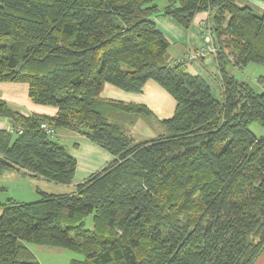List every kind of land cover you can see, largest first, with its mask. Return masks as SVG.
<instances>
[{
    "label": "trees",
    "instance_id": "trees-1",
    "mask_svg": "<svg viewBox=\"0 0 264 264\" xmlns=\"http://www.w3.org/2000/svg\"><path fill=\"white\" fill-rule=\"evenodd\" d=\"M201 11L220 99L169 59L153 19L189 27ZM252 62L264 64V9L238 0H0V81L27 83L32 102L57 108L26 114L0 98V117L22 128H0V174L74 182L77 158L43 123L112 155L73 192L0 203V264H40L27 243L84 255L70 264H254L264 250V134L251 124L264 128V90L231 69ZM150 79L176 109L160 119L167 132L137 142L103 106L132 114V124L151 109L100 96L108 83L140 93Z\"/></svg>",
    "mask_w": 264,
    "mask_h": 264
},
{
    "label": "crops",
    "instance_id": "crops-1",
    "mask_svg": "<svg viewBox=\"0 0 264 264\" xmlns=\"http://www.w3.org/2000/svg\"><path fill=\"white\" fill-rule=\"evenodd\" d=\"M243 1H245L246 4H249L252 7H257L259 9L257 13H262L264 9V2L257 0ZM238 3H240V0H238ZM166 4L167 3L163 4V8L166 6ZM208 18V11L198 12L189 27H184L182 24H180L170 16H155L153 18L157 26L161 29V31L170 41L168 53L169 59L172 62L176 57L185 55V53H187L190 49L204 47L207 44L203 25L204 23H206ZM248 66L249 64L246 65L244 68H238L233 66L231 67V69L233 73L235 71H239V73L242 74L245 72ZM186 67L187 70L192 72V74L202 76L210 85L213 95L219 99L221 98V76L216 56L213 52L207 53L203 58L194 59L192 61L187 62ZM258 68L260 74L257 78V83L259 84L261 89L264 90V81L260 79V77L264 75V64L262 67ZM246 81L250 82L252 80L246 79ZM101 95L103 98L105 96L107 99L117 100L126 104L132 103L146 105L151 109L152 113L158 116L159 120L171 117L176 109L175 98L165 88L160 86L156 81L152 79L146 82L143 91L140 93L126 92L108 83L106 84ZM18 109H20L19 111L26 114L39 113L53 115L57 112V108L55 110L51 109L50 111H47L31 110L28 107L21 109L19 106ZM143 119L144 118L141 117L137 118V124H139ZM8 121V118L0 117V128H9L11 124L8 123ZM145 122L146 121H143V123ZM56 132L57 136L59 137H74L76 139L73 144L74 150L72 152V154L78 159V167L73 182L74 184L76 183L77 185L79 181L81 182V179L83 181L92 173L105 167V165L112 160V155L108 151L82 137L79 133L75 131L67 128H60ZM51 182L53 181H50L44 178L43 176L25 174L21 170H7L0 174V199H10L11 195L9 194V190H16L17 194H19V197L15 199H17L18 201H36L41 197L38 189L40 188L43 191L49 193L50 190L48 189H50V184H53ZM42 184H46L45 188L40 186ZM28 246L34 252L40 264H70L72 260H82L76 255L69 253L67 251L69 249L56 246L46 247V245L43 246L40 244H36L33 247H31V245ZM254 264H264V250L257 257Z\"/></svg>",
    "mask_w": 264,
    "mask_h": 264
},
{
    "label": "rangeland",
    "instance_id": "rangeland-1",
    "mask_svg": "<svg viewBox=\"0 0 264 264\" xmlns=\"http://www.w3.org/2000/svg\"><path fill=\"white\" fill-rule=\"evenodd\" d=\"M261 1V0H257ZM158 3L161 8H163V4L167 3V0H158ZM240 4H246L245 1L240 0ZM256 12L259 11L257 7H253ZM262 14V13H261ZM263 64L259 63H249L248 68L245 70L244 73H239V71H235L234 73L236 76L242 80L251 79V84L255 86V88L259 91H262L261 87L257 83V78L259 77V68L262 67ZM189 71V70H188ZM190 72V71H189ZM192 73V72H191ZM248 75V76H246ZM255 78V79H254ZM104 102H118L117 100H111L107 99L105 96L104 98L102 95L100 96ZM0 98L7 100L11 108L15 110H20L18 107L20 106L21 109L24 108H30L31 110H47L50 111L51 109L55 110V106H45L42 104H37L31 101V99L28 96V84L24 82H12V81H0ZM105 103H103L104 105ZM40 107H46V108H40ZM29 112V111H27ZM103 112L105 116L108 118V120L118 123L120 126H122L125 130H127L135 139V141H143L146 139H151L155 137L158 134H161L163 132H167L165 126L161 124L160 120L158 119V116L152 113L151 116L148 115H140L141 118H144L139 124L135 122L134 124L131 123V118L134 116L128 112H125L121 110L119 107H111L108 104L103 106ZM137 121V120H136ZM143 121H146L143 123ZM8 123H10L8 121ZM143 123V124H142ZM251 129L257 134L262 135L264 134V128L257 122H253L251 124ZM54 138L58 140L62 145H64L67 150L72 154L74 150V141L76 140L74 137L69 138H62L57 136V132L54 134ZM73 155V154H72ZM76 158V157H75ZM78 160V159H77ZM82 181V179H81ZM80 182V181H79ZM50 183V182H49ZM53 184H50V192L51 194H62V193H70L76 190V183L74 184H63V183H56L51 182ZM46 185V184H45ZM45 185H40L45 188ZM39 190H42L39 188ZM10 191V200H17L15 198L19 197V194H17L16 190H9ZM13 196V197H12ZM0 202H6L7 199H0ZM18 201V200H17ZM86 225L87 227L92 226V215H89L86 219ZM27 245H31L33 247L34 243H27ZM44 246V245H43ZM48 247V246H46ZM69 253H72L76 255L78 258L83 259L84 255L78 252H72L70 250H67Z\"/></svg>",
    "mask_w": 264,
    "mask_h": 264
},
{
    "label": "built area",
    "instance_id": "built-area-1",
    "mask_svg": "<svg viewBox=\"0 0 264 264\" xmlns=\"http://www.w3.org/2000/svg\"><path fill=\"white\" fill-rule=\"evenodd\" d=\"M205 38L207 40V44L204 47L196 48V49H190L185 55L176 57L174 59V63H187L189 61H192L194 59H200L203 58L207 53L209 52H215L216 47L213 43H211V36L208 33H205ZM42 127L47 130V132L51 135L55 134V129L50 127L47 123H43ZM12 133H15L17 130L19 133L22 132V128L20 127H13L9 126L8 128Z\"/></svg>",
    "mask_w": 264,
    "mask_h": 264
}]
</instances>
